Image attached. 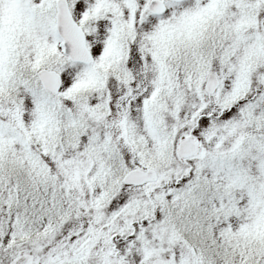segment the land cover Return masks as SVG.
<instances>
[{"label":"snow or ice","instance_id":"1","mask_svg":"<svg viewBox=\"0 0 264 264\" xmlns=\"http://www.w3.org/2000/svg\"><path fill=\"white\" fill-rule=\"evenodd\" d=\"M0 264H264V0H0Z\"/></svg>","mask_w":264,"mask_h":264}]
</instances>
